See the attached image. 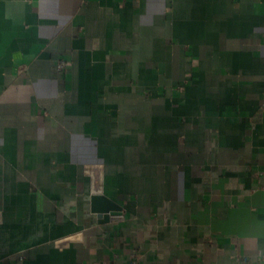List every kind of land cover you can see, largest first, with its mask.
I'll return each instance as SVG.
<instances>
[{
    "label": "crops",
    "instance_id": "crops-1",
    "mask_svg": "<svg viewBox=\"0 0 264 264\" xmlns=\"http://www.w3.org/2000/svg\"><path fill=\"white\" fill-rule=\"evenodd\" d=\"M263 171L264 0H0V264H264Z\"/></svg>",
    "mask_w": 264,
    "mask_h": 264
},
{
    "label": "water",
    "instance_id": "water-1",
    "mask_svg": "<svg viewBox=\"0 0 264 264\" xmlns=\"http://www.w3.org/2000/svg\"><path fill=\"white\" fill-rule=\"evenodd\" d=\"M92 170L93 172V189L91 196V212L99 218L111 212H120L122 207L104 196L103 194V178L100 167L92 169L86 168V172ZM80 236L67 238L57 244V246L66 245L69 242L80 240Z\"/></svg>",
    "mask_w": 264,
    "mask_h": 264
},
{
    "label": "built area",
    "instance_id": "built-area-1",
    "mask_svg": "<svg viewBox=\"0 0 264 264\" xmlns=\"http://www.w3.org/2000/svg\"><path fill=\"white\" fill-rule=\"evenodd\" d=\"M65 67H66V61L60 60L57 64L56 68L59 72H62V71H64ZM262 178L264 180V171L262 172ZM262 189L264 190V184L262 186ZM107 216H108V221L111 224L120 223V222H123L125 220L124 213L121 211L120 212H111V213L107 214ZM163 218H164L165 224H167L169 221V216L167 214H164Z\"/></svg>",
    "mask_w": 264,
    "mask_h": 264
}]
</instances>
